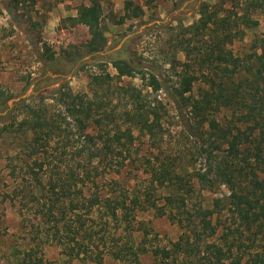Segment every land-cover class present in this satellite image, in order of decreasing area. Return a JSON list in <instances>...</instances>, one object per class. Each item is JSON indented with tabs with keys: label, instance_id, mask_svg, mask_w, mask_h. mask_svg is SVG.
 <instances>
[{
	"label": "trees",
	"instance_id": "trees-1",
	"mask_svg": "<svg viewBox=\"0 0 264 264\" xmlns=\"http://www.w3.org/2000/svg\"><path fill=\"white\" fill-rule=\"evenodd\" d=\"M100 16L98 0H90L67 18L88 29L89 53L105 41ZM257 16L264 24V0H215L202 3L197 20L180 27L174 49L186 61L174 93L165 96L178 111L186 108L193 121H184L197 140L193 162L163 149L161 99L131 85L111 86L108 74L89 76L87 94L72 93L65 83L15 103L0 117L6 123L13 111L22 113L15 129L7 124L3 129L17 135L26 151L33 204L28 220L41 233L28 236L26 247L10 254L11 264H55L34 244L39 238L60 249L63 264H103L105 257L116 264H141L148 251L154 264H264V34L251 40L247 52L236 48L246 31L258 27ZM111 63L118 79L140 74L129 61ZM141 79L154 93L163 89L153 74ZM9 99L0 85V106ZM48 100L63 112L53 114ZM222 112L229 120H220ZM66 118L74 123V134ZM64 134L75 140L60 144ZM141 139L148 155H137ZM59 149L72 152L63 165L52 161ZM131 169L145 177L139 186H129L128 180L140 181ZM222 186L225 194L205 199L203 193L218 194ZM145 210L175 224L177 240L150 247L148 227L136 226L137 213ZM136 232L143 233L139 241Z\"/></svg>",
	"mask_w": 264,
	"mask_h": 264
},
{
	"label": "rangeland",
	"instance_id": "rangeland-1",
	"mask_svg": "<svg viewBox=\"0 0 264 264\" xmlns=\"http://www.w3.org/2000/svg\"><path fill=\"white\" fill-rule=\"evenodd\" d=\"M98 2L101 10L100 31L111 35L106 34L100 50L89 53L86 48L90 40L88 29L82 25L73 26L67 18L76 16L77 9L81 5L88 6L90 0H0V85L10 96V99L0 106V117L10 113L15 103L40 92L51 93L65 83L72 93L87 94L89 76L103 78L108 74L111 86L131 85L141 90L143 95L148 93L150 98L156 96L161 99L163 149L173 158L188 157L193 162L191 156H194L197 140L191 136L184 124L189 118L187 109L178 111V105L166 97L165 93H174V88L178 86L177 73L186 61L184 54L174 49L180 27L191 25L197 20L198 9L202 3H214L215 0ZM137 8H140L141 12ZM135 14L138 16L133 17ZM256 18L258 27L245 32L244 42L236 45V48L242 47L239 50L247 52L251 40L263 36L264 24L261 17ZM113 35L117 38H113ZM196 45L200 47L202 43L198 42ZM51 53L53 58L48 59ZM115 60L131 62L140 74L135 73L132 77L118 79L111 63ZM171 63L176 64L175 70L170 69ZM144 73L145 76L155 75L157 81L163 84V89L154 93L147 88L146 80L141 79V74ZM201 84L202 82H199V86ZM64 90L63 88L62 91ZM197 91L198 84H195L192 86V92L194 94ZM110 92L112 90L109 89L108 95ZM99 93L103 94L101 91ZM188 95L189 93L186 94ZM46 102L52 105L50 110L53 114L63 112V108L55 105L53 101ZM33 104L37 105L38 101L33 100ZM112 105L114 106L115 102ZM226 117H229V113L219 114L220 120H229ZM21 118L22 113L16 110L6 123L5 119L0 122V264H11L10 254L26 247L28 236H41V233H35L32 228V220H28L32 216L33 204L29 198L32 175L24 166V163H28V160L25 161L26 151L21 148L22 143L17 139V135L6 133L3 129L4 124L12 125L15 129ZM71 121L66 118L64 123L68 124L70 132L74 134V123ZM188 122L193 125L190 118ZM72 134H64L58 142L62 144L74 141ZM147 150L148 144L143 140L138 146L137 155H148ZM53 153L56 157L52 161L57 165L66 163L72 154L69 150L61 154L60 149ZM13 157L15 159L11 160ZM195 158L194 156L193 159ZM191 168L189 167L190 170ZM125 171L127 172V169ZM129 172L131 176L137 174L140 179L138 183L136 180H128L129 186H139L145 180L136 169ZM125 174L122 172L120 178ZM129 174L127 176L131 178ZM217 192L218 194L205 192L203 195L205 199L215 198L225 194L226 189L222 186ZM26 205L27 207H24ZM19 208H22L21 213ZM136 222V226L148 227L147 244L150 247L167 246L179 236L178 227L153 210L139 211ZM142 235V232H136V241H139ZM34 244H40L46 261L64 263L65 258L54 243L43 244V239L39 238ZM140 259L141 264H154V257L149 251L141 255ZM103 264L116 263L105 257Z\"/></svg>",
	"mask_w": 264,
	"mask_h": 264
},
{
	"label": "water",
	"instance_id": "water-1",
	"mask_svg": "<svg viewBox=\"0 0 264 264\" xmlns=\"http://www.w3.org/2000/svg\"><path fill=\"white\" fill-rule=\"evenodd\" d=\"M106 34H109V35H111L110 33H108V32H105V33L103 34V36H104V37H106ZM112 37H113V38H117V36H115V35H113Z\"/></svg>",
	"mask_w": 264,
	"mask_h": 264
}]
</instances>
